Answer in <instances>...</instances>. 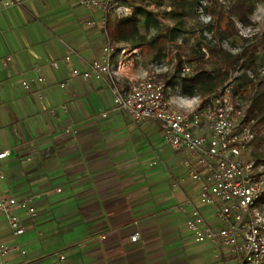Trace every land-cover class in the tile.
I'll list each match as a JSON object with an SVG mask.
<instances>
[{"label":"crops","instance_id":"crops-1","mask_svg":"<svg viewBox=\"0 0 264 264\" xmlns=\"http://www.w3.org/2000/svg\"><path fill=\"white\" fill-rule=\"evenodd\" d=\"M17 1L0 7V152L10 151L0 160V196L31 198L36 215H22L19 237L0 218V240L25 250L0 264H51L58 252L63 264H235L220 244L195 242L177 207L199 195L198 182L182 181L186 154L166 145L161 126L113 108L115 86L127 87L141 67L120 55L114 79L72 76L101 55V12L78 0ZM52 60H61L59 69ZM35 66L46 79L26 89L21 81L36 76ZM168 98L184 109L170 87Z\"/></svg>","mask_w":264,"mask_h":264},{"label":"built area","instance_id":"built-area-1","mask_svg":"<svg viewBox=\"0 0 264 264\" xmlns=\"http://www.w3.org/2000/svg\"><path fill=\"white\" fill-rule=\"evenodd\" d=\"M17 2L0 0V7H12ZM78 3L101 12L98 25L106 34V41L101 55L91 61L88 69L73 68L71 74L83 80L103 75L114 79L118 69L124 65L119 59L114 67V60L118 54L124 57L127 50L109 37L108 25L112 17L131 16L134 8L125 0H78ZM195 49L203 60L210 61L206 45L195 46ZM135 51L134 54L138 55L140 48ZM71 59V55L66 54L63 61L69 63ZM12 60L13 56H7L3 66ZM61 63V60H52L49 64L59 69ZM193 68L191 64L184 63L182 76L190 75ZM31 70L36 72V76H27L21 81L26 89L32 82L42 83L46 79L41 74V66ZM161 74L162 70L155 68L127 87L115 86L113 108L125 110L135 121H159L166 145L175 152L186 154L182 165L187 175L182 181L198 182L199 195L196 201L189 199L177 207L186 212V227L195 242L220 244L234 256L235 264H264V157L252 156L258 133L257 119L248 116L251 99L242 100L245 92L236 87L237 74H232L213 91L194 96L198 99L194 105L187 103L190 98L179 95V104L184 109L177 110L168 98L170 85ZM247 74L255 78L253 71L248 70ZM60 85L64 87L66 83L61 82ZM100 115L105 118L108 111ZM73 132L77 133V130ZM9 154V150L1 151L0 160ZM3 177L0 165V178ZM199 205L210 206L211 211H203ZM22 215H36V206L31 198L0 196V218L7 222L14 237L26 231L21 222ZM138 237L139 233H135L131 239L136 241ZM18 251L25 252L18 244L0 240L1 257ZM65 260L66 254L58 252L51 259V264H63Z\"/></svg>","mask_w":264,"mask_h":264},{"label":"rangeland","instance_id":"rangeland-1","mask_svg":"<svg viewBox=\"0 0 264 264\" xmlns=\"http://www.w3.org/2000/svg\"><path fill=\"white\" fill-rule=\"evenodd\" d=\"M218 1L219 4L217 5H215V2L202 1L201 7H198L194 14L188 15L178 22L173 18L169 6L166 4L158 5L153 0H147L144 5L153 14L157 23L147 25L144 18L139 22L140 32L147 36L146 44L135 46L132 43L120 42L126 47L127 53L125 56H128L126 61L132 63L131 66L134 67V71L139 69V66L141 67L137 79L143 76L147 68L149 70L159 68L162 70V77L170 85L171 96L185 95L182 74L176 80L175 75L178 72L180 59L182 65L188 63L195 67V61H190L189 58L190 52L197 42H202V45H206V47L207 44L213 43L232 52H238L244 44L243 38L246 37L250 41L262 42L260 44L261 49H259L256 56L258 69L253 72L255 78L252 81L244 75L242 69L233 72L232 74L239 76L235 85L245 92V95L242 96L243 101H249L251 98L264 93V0H246L252 4V9L247 13V21H241L235 17L239 35L224 39H221L217 32L226 27L228 8L236 0ZM204 4H208V7L203 8ZM117 20V18L112 17L110 22L113 24ZM99 31H101L105 42L106 34L101 29ZM212 35L215 37L214 41L211 40L210 36ZM139 47H142V49H140L138 55H135L134 53L137 52L135 49ZM255 118L257 119L258 137L252 156L260 158L264 157V112ZM144 122H152L159 131L161 126L159 121L148 119Z\"/></svg>","mask_w":264,"mask_h":264},{"label":"trees","instance_id":"trees-1","mask_svg":"<svg viewBox=\"0 0 264 264\" xmlns=\"http://www.w3.org/2000/svg\"><path fill=\"white\" fill-rule=\"evenodd\" d=\"M147 0H125V3L134 8L133 14L125 18H117L118 20L108 25V35L116 42H128L135 46H143L147 42V36L142 34L139 29V22L144 18L147 25L157 23L155 17L149 12L145 3ZM158 5L166 4L171 8L173 18L178 22L182 21L184 17L194 14L198 7H201V2L207 3L215 2L219 4L218 0H153ZM208 4H204L203 8H207ZM252 9V4L246 0H236L228 8V21L224 29H220L217 35L221 38H230L238 36L239 32L236 26L235 17L241 21H247V13ZM256 37V35H255ZM214 35L211 40L214 41ZM244 44L238 52H232L222 46L215 44H207L211 59L210 61L203 60L202 56L196 52L195 46H201L202 42H197L191 52L190 61H195V67L190 75L182 76L183 88L185 95L195 96L198 94H206L213 91L220 85L224 84L232 73L238 70H243L244 75L252 81L253 78L247 74L248 70L256 72L257 52L259 51L261 41H250L249 38H243ZM212 41V42H213ZM264 42V40H263ZM264 46V43H263ZM182 60L178 65V72L175 77H181ZM239 76H237L235 82ZM248 116L257 117L264 112V93L251 98L248 107Z\"/></svg>","mask_w":264,"mask_h":264}]
</instances>
